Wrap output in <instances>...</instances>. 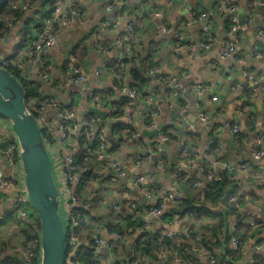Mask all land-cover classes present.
<instances>
[{"label":"crops","instance_id":"obj_1","mask_svg":"<svg viewBox=\"0 0 264 264\" xmlns=\"http://www.w3.org/2000/svg\"><path fill=\"white\" fill-rule=\"evenodd\" d=\"M110 1L85 0L84 4L89 19L87 20L88 25L84 29H90L91 27L102 29L101 36L104 42L108 43L121 35L130 22L139 18L142 21L140 34H143L148 42L146 44L145 60L153 61L160 66L166 78L178 79L181 82V87L175 93L166 90L156 80H153V82L149 80L143 87L142 91L146 96L138 97L132 108V114L137 121V139L130 140L129 143L126 142L124 148L120 151L121 159L131 168L129 177L126 180H115L113 178L110 182L106 181L104 185L109 184V187L118 191L116 198L117 196L121 198L120 201H123V204L130 201L140 203L143 198L141 188L139 189L134 184L137 175L135 170L136 157L142 153L146 154V152L152 155L158 154L153 149V143L158 140L159 135L173 137L171 142L155 144L162 147L161 154L162 157L166 158V162H160L159 170V167H155L159 159L152 160L148 158L143 162V168L140 170V173L144 172L143 175L153 178L159 184L158 195L160 196L158 197H163L170 191H177L184 196H189L193 192L190 182L194 178L189 179L188 176L179 180L177 178L180 172L178 167L179 164L187 162L191 158L199 164L205 160H212L213 157L208 143V138L211 135L218 136L219 142L225 150V163L220 166L222 170H225V167H230L229 170H231L250 161L252 163L251 158L246 157V155L252 151L251 138L253 135L255 141L262 137V146L264 147V94L260 91L258 83L248 80L245 73L258 75V82L264 84V38H259V29H264L263 0L262 4L259 3V0H121L119 4ZM233 5H237L239 8L236 15L241 32L235 43L236 52L243 60L241 62H237L234 58L223 59L220 55L222 48L226 46L229 39L228 22L225 15H229L231 12L226 10V12H223L224 15H220L218 9L219 7ZM202 11L209 12L215 21L213 34L216 36V42L208 52L201 51L199 48L201 36L203 35L200 23H194L192 27L185 28L183 31L178 27L180 21H186L189 16ZM117 14L121 15V22L117 25V28H104L105 23ZM156 14H160L161 17H157ZM27 17L30 18L29 15ZM162 24L168 25L170 33L161 31ZM26 25V23L9 25L7 33L0 42V56L12 57L13 52L19 48V37L22 30L27 27ZM102 26L103 28H101ZM178 31L183 36V39L181 37L179 42H177ZM85 35L82 34L80 37ZM221 37H223L222 41H220ZM128 42L130 47L133 45L134 48L138 46L137 42L132 39H129ZM182 42L194 47L195 52L191 53L186 48L178 50L182 46ZM255 46L262 49L263 57L261 59H253L251 55ZM85 47L87 50L81 58L74 55L79 54V51H75V49L72 51L75 57L74 66L83 72L92 73L97 68L107 69V64L116 59L114 53L97 52L92 43H88V46ZM66 48L68 47L65 45H58L44 54L43 59L54 64V81L47 87L48 90H51L59 84L63 99L70 102L74 101V104L76 101L79 115H81L82 111L91 108L92 105L87 100V96L81 94L83 87L68 79V70H66L64 58L71 53L72 49L70 48L66 52ZM108 73L109 71L104 72L101 78L90 76L86 88L93 90L115 89L114 81ZM260 78L262 79L260 80ZM130 85L131 83L128 81L127 87L130 88ZM194 86L197 88L193 89ZM201 88L205 89L204 94L200 93ZM113 91V99L121 96L120 91ZM215 95L219 100L212 102L211 97ZM199 100L204 101L202 111L205 119L200 117L201 112L197 107ZM154 106L160 109V115L157 124L151 128L146 122L149 111ZM128 109L129 106L124 111L126 112ZM41 121L44 131L51 137L49 140L55 145L51 157L53 160L55 159L54 163L56 165L62 164L60 159H63L67 152L57 142L58 119L56 113L53 111L47 112L41 118ZM226 121L240 123L241 131L244 134L240 138V142H237L238 137L233 138L230 131L223 127ZM118 122L126 128L127 122L125 119L118 120ZM183 123L189 124L192 128L184 127ZM8 125V121L0 116V136L6 134ZM125 131L123 130V132ZM145 131H158V135L148 137L144 134ZM119 141L120 137H117V145ZM185 145L191 147V149H186ZM228 157L231 159L229 162L227 161ZM254 166L260 172H263L264 158L255 162ZM0 167L5 173H9L1 155ZM236 175L238 176L235 179L238 180L242 195L241 211L245 215L249 212L259 217L264 215V181L256 180L250 174ZM144 187L143 185L142 188ZM110 195L111 197L114 196V191L110 192ZM0 198L2 199L0 204V241L5 247L4 252L0 255V261H2L10 257L8 248L14 246V244H19L24 236L20 230L21 226L16 224L15 192L0 190ZM138 218L144 222L149 219L151 222L150 232L159 231L160 224H165L162 216L145 217L139 215ZM105 221L103 219L99 224ZM136 222L138 223L137 219ZM195 222L196 219L193 216L174 219L171 223L173 237H178L188 231ZM210 222L214 223L216 221L210 220L208 224ZM233 222H235V219L232 220ZM92 225H97V222H92ZM104 226L105 224H101L100 229ZM139 227L133 232L137 235L136 240L140 239L142 233V227ZM241 230L243 236L241 254L236 255V259H239L242 263L253 255L262 258L264 255V228L251 230V233H248V227L244 223ZM111 240H113L112 237L108 241ZM229 240L215 247L218 248L215 249L218 261L224 259L225 252L230 249ZM255 247H261V249L256 251Z\"/></svg>","mask_w":264,"mask_h":264},{"label":"built area","instance_id":"obj_2","mask_svg":"<svg viewBox=\"0 0 264 264\" xmlns=\"http://www.w3.org/2000/svg\"><path fill=\"white\" fill-rule=\"evenodd\" d=\"M50 5L53 8V12L49 18H47L39 27L31 26L27 31L21 32L19 37V48L13 52L12 57H3L0 56V67L4 69H8V66L15 65L17 70L20 72L22 77H25L28 80H38L43 85H51L54 81V64L51 62H47L43 59L44 54L49 52L51 49L55 48L58 45H65L66 47L70 46L71 40L70 38L76 32L78 33L82 28H86L88 25L87 20L89 16L86 13L85 0H48ZM148 1V0H146ZM115 3L119 4L121 0H115ZM259 3L262 4V0H259ZM258 3V4H259ZM264 4V0H263ZM33 6L30 3L23 2L20 4V9L24 12H29L32 10ZM238 6L233 5L230 7H219L218 12H222L223 10H228L233 14L232 16V28L229 30V40L226 43V46L221 50V57L223 59L234 58L237 62L243 61L239 54L236 52V43L235 41L239 38L241 29L237 24V15ZM157 17H161L160 14H156ZM121 22V15L117 14L112 16L104 25V28H117V25ZM194 23H200L201 30L203 35L201 36V43L199 48L201 51L208 52L212 49L214 43L216 42V36L213 34L215 28V21L212 18L211 14L202 11L199 13H195L188 17L186 21H180L178 23V27L181 31L185 28L192 27ZM10 23L4 28V30L0 31V42L3 40L7 30L9 29ZM142 27V21L139 18L134 19L127 26L125 31L118 35L112 42L105 43L104 39L100 33H93L92 38V46L97 52L111 54L114 53L116 55L115 62H123L125 59H131L134 56V53L130 47L128 42L129 39L136 41L138 45H142L145 42V37L143 34H140V29ZM178 29V28H177ZM102 31V29H101ZM161 31L163 33H170L168 29V25H163L161 27ZM177 31V30H176ZM178 40L183 39V36L180 31H178ZM259 38H264V29H259ZM182 46L179 47L178 50L186 48L187 51L191 53L195 52L194 47L190 45H186L182 42ZM253 59H261L263 57L262 49L258 46H255L252 49L251 53ZM75 57L73 52L67 54L64 58V63L66 70H68V79L72 81L82 88L81 94H85L87 96V100L91 103L92 107L105 111L106 119L113 123L116 121L125 119L129 128L134 129V131L130 134L129 130L126 132L130 135V140L137 139V121L134 119L132 114V108L134 106L135 100L138 99L139 93L135 90H131L129 87L124 89H120L121 96L117 99H111V96L105 91L108 89H88L86 85L90 79V76L95 78H101L104 72L109 71V75L111 76L114 83L116 81H120L123 79L125 72V65L122 64L119 70L113 71L111 68V63L107 64V69L97 68L92 73H88L87 71L83 72L77 67L74 66ZM148 71L155 78V80L165 87L166 90L173 91L177 93L178 89L181 87V82L178 79H168L165 77L163 69L158 65H149ZM245 77L250 81H256L258 83V87L260 91L264 94V84L258 82V75L245 73ZM262 78H260L261 80ZM56 89L55 87H53ZM197 87L194 86L193 89ZM105 90V91H104ZM46 92V91H45ZM200 93L204 94L205 89L201 88ZM124 96V97H123ZM128 98L129 102H125V99ZM218 97L212 96L211 101L217 102ZM204 105V101L199 100L197 103V107L201 112V119H205V115L202 111V107ZM31 108L27 104V107L31 113L32 111H36L35 113L39 115L37 118L40 122L41 118L46 115L47 112L53 111L56 113L58 124H57V142L58 145L62 148H65L67 152L62 161V164L56 165L55 174L57 177V181L60 186L63 208L66 214V223L69 228L72 230L70 236L67 235V257L66 264H82L77 261V252L79 250V245L81 244L80 236L75 232L76 227H78V220L75 215L74 208L79 205L81 201V193L79 192V188L81 186H90V180H84L83 176L86 171H90V175L92 178L102 177L105 174L114 172L116 178L115 180H126L129 177L130 169L127 164L123 162L120 156V151L124 148L126 142H119L113 146L110 142L111 138L115 140L117 137H113L110 134V130L106 125L100 120V118L95 114L88 115H79V110L77 108V104L75 101L70 102L63 99V94L59 91L55 92L50 90V92H46L43 94L41 100H34L31 103ZM129 106V109L125 112L124 109ZM189 106V105H188ZM122 109L124 115L120 116L119 111ZM160 115V109H157L156 106L152 107L149 111L147 122L148 125L153 128L157 122ZM120 116V117H119ZM9 123V122H8ZM42 124V123H41ZM184 127H189V124L183 123ZM43 127V126H42ZM225 129L230 131L231 135L237 134L240 130H242L241 125L237 121H226L223 124ZM44 130V128H43ZM45 132V131H44ZM95 134L96 136V146L94 148H89V142L84 143L85 141L90 140V135ZM47 138V137H46ZM173 139L172 136L159 135L158 140L153 143V149H155L158 154L152 155L149 152L142 153L136 157L135 170L137 173L143 168V162L145 160L152 159L153 156H158L162 152V147L160 145L155 144H164L167 142H171ZM260 137L257 141H254L252 144V161L258 162L264 158V147L263 141ZM127 141V143H129ZM209 146L215 143V137L212 135L208 138ZM48 147L50 148L51 155L53 153V149L55 145L51 143L49 139H47ZM84 146L87 149V153L92 157V161L94 165L90 167L88 170L83 169L81 165L77 163L75 160V156L79 151L81 146ZM155 146V147H154ZM217 153H221L220 149L216 150ZM0 154L4 159L6 166L8 167L9 173H5V171L0 167V190L3 191H13L16 194L15 198V219L16 224H23L25 221L39 222L37 213L34 211L31 203L29 201L25 183H24V174L21 165L20 158V147L17 141V138L14 136L11 131L10 123L7 126L6 134L0 136ZM163 162V160H160ZM55 160V159H54ZM53 160V162H54ZM224 163L214 162L212 164V171L208 174L207 180H212L214 178L220 180V177L217 176L219 172V166ZM180 172L188 171L190 169H198V171H203V168L197 163L195 160H187V162H182L179 164ZM227 171L230 167H225ZM232 171L235 174H250L256 180L264 181V171L260 172L254 164L248 162L240 164L237 168H232ZM155 182V180L151 177L145 175H136L134 179V184L139 189L141 188L142 195L145 198L147 203H151L156 197L154 194L148 190L146 186L148 183ZM94 183H92L93 185ZM202 186L201 182H197L194 185V189L200 188ZM120 193V191H119ZM118 195V191H117ZM168 197L166 198V202L163 203L159 208H154L149 212H140V203H135L134 201L121 203V198L117 196V200L113 203V208L118 210L122 207H128L129 211L135 215L134 220L138 221L139 215H143L145 217L156 216L161 217L164 214L165 208L168 206V203H175L176 201L181 200L183 197L182 194H179L177 191H170L167 193ZM123 199V198H122ZM231 210L240 209L241 204L237 196L231 197ZM2 203V199L0 198V204ZM246 218L249 220L250 229L256 230L261 227L264 228V215L256 216L252 213H247ZM195 224L193 225L194 229L189 228L188 231H185L180 237H185V240L192 244V253L196 254L198 258H200L204 262H209L210 264H221L218 261V258L214 256L212 249L209 246H205L199 243L200 234H201V225H203L204 220L201 218H197ZM147 219L145 222L142 221V233L151 231V222ZM205 223V222H204ZM160 231L164 232L166 237L170 238L173 236L171 231L172 224H160ZM232 236L229 241L230 249L229 254L225 253V261L230 262V264H264V255L262 258H258V256L253 255L248 258L245 262H240L239 259H236V255L241 254V245H242V235L238 232V224H234L231 228ZM40 233V231H39ZM251 233V232H250ZM113 238L116 243H122L125 240V236L121 235V233L116 232L110 234L108 230L104 227L102 229H96L94 233V247L99 252H108L110 249L109 239ZM224 239L221 240L223 242ZM216 238L211 237V243H215ZM2 242L0 241V247ZM40 244V234L39 238L33 241V246L24 243V246H12L9 247L10 255H20L21 261L25 264H37V261L40 259L39 250L36 251L34 247L39 248ZM211 246V245H210ZM256 251L260 250L261 247H255ZM116 259V258H115ZM175 264H180V258H174ZM100 264H113L115 261L113 256L109 254L107 258H100ZM223 261V259H222ZM0 264H11L10 260L3 261ZM181 264H194L191 259L184 260Z\"/></svg>","mask_w":264,"mask_h":264},{"label":"trees","instance_id":"obj_3","mask_svg":"<svg viewBox=\"0 0 264 264\" xmlns=\"http://www.w3.org/2000/svg\"><path fill=\"white\" fill-rule=\"evenodd\" d=\"M23 2L32 4V10L34 11L30 10L29 12H24L23 10H21L20 4ZM110 2L115 3L114 0H111ZM52 12L53 8L48 0H0V31L4 30L8 23L14 25H17L19 23H26L27 27H25L22 32L27 31L31 26L39 27L47 18L51 16ZM223 12H226V10H223L219 14L224 15L225 13ZM27 15H29L30 18H28ZM225 16H227V27L230 30L232 28V16L231 14H227ZM101 28H103V26ZM80 31L84 32L82 34H86L85 39L82 40V42L84 41L86 43L83 44L80 41L79 43L70 47L72 49L71 51H74V49L75 51H79V54H74L79 58H81L85 54V51L87 50L85 46H88V43H92V34L94 32L100 33L101 29H98V27H91L90 29L82 28V30ZM87 34H89L90 38L86 41ZM146 44H148V42L145 40L142 45L137 44L138 46H135V48L134 45L131 46V49L134 53V56L131 59H125L121 63L114 61L111 64V68L113 71L119 70L122 64H124L126 67L123 79L114 83L115 89H111L108 91L104 90L109 94V96H111V99L114 93L113 90L119 91L120 89L126 88L128 81L131 83L130 88L139 93V96H146L144 91H142L143 87L149 82V80L150 82H153V80H155V78L148 71V69L150 68L149 65H156L153 61L145 60L147 50ZM8 70L22 83L23 87L25 88L27 104L30 108L32 101L41 100L44 93H46L47 91L50 92V90H48V87L40 83L38 80H28L25 77H22L15 65L8 66ZM54 87H56L57 89L52 88V91L61 92L59 84L55 85ZM129 101L130 100H128V98L125 99V102ZM32 112L36 118L39 117L38 113H35L36 111ZM119 114L120 116L124 115L122 109L119 111ZM117 122L112 127V129H110L111 136L115 138L120 137V143L122 141L129 142V133L131 134L134 129L129 128L128 125H126V128H124V125L122 123ZM148 123L149 121L146 122L147 125ZM123 130H129V133L126 132L125 134H123ZM44 134L47 139H51V137L46 132H44ZM243 135L244 134L240 130L237 134L233 135V138L238 137L237 142H240L239 140H241L240 138L243 137ZM212 136L215 137V143L209 146V149L211 151L210 153L213 159L205 160L200 163L203 171H198V169H190L188 171L179 172L177 176L179 180L188 176L189 179L194 178L191 179L190 182L193 188V192L189 196L182 195L183 197L181 198V200L176 201L175 203H168V206L165 208L162 218L163 222L167 224L172 223L174 219L185 218V216H195L199 219L202 218L205 223L203 222V225H201L199 243L205 246H209L212 249L214 256L216 257L217 254L215 252V247L222 244V239H224L223 243L228 241L229 238L231 239V228L234 224H238V232L240 233L242 232L241 226L244 223H246L248 227V233L251 232V227L249 224V220L245 217V213H243L240 209L231 210V203L229 200L231 197L237 196L241 204L242 195L239 188L240 186L238 184V180L235 179L238 175L230 170L224 172V170H222L219 166V172L217 176L220 177V180L216 178L207 180V176L212 171V164L214 162L225 163V150H223L219 142L220 139L216 135ZM95 138L96 136L93 133L92 135H90V140L85 141L84 143L89 142V148H94L97 144ZM217 149H220L221 153H217ZM159 158H161L160 160L166 162L165 157L161 156ZM192 159L193 158L189 160ZM75 160L79 165L82 166L83 169L86 170L94 165L92 157L88 155L87 149H85L83 145L79 148V151L75 156ZM252 164H255V161H253ZM155 167H159V161L157 162V165ZM90 173V171H86L83 176L84 180H90V186H81L79 188L82 202L74 208L75 215L78 220V227H76L75 232L80 236L81 240V244L79 245V250L77 252V261L82 264H100V258H107L110 254V256L112 255L115 260L112 262L113 264H175L173 260L174 258H180L182 260L181 263H183L186 259H191L194 264L195 262H198L196 264H200V261L201 264H210L207 261L202 262V260L198 258L196 254L192 253L193 245L187 242V240H185V237L183 238L180 236H172L168 238L165 236V234H163V230H159L155 232L152 231L141 233L140 239L136 240L135 238L137 235L133 232L140 227L134 220L135 215L129 211L128 207L125 206L124 208L115 210L113 208V205H111V208L107 209V203L105 202V199H100L97 197L101 193L104 183L106 181L110 182L113 178H116L114 172L111 171L110 173L105 174L102 177L96 178H92ZM143 174L145 173H137V175L139 176ZM197 182H201L202 186L200 188L194 189V185ZM92 183L94 184L92 185ZM99 184L102 185L101 189H98ZM145 187H148V190H150L155 197L160 196L158 195L159 184L157 182L148 183ZM107 188L108 187L106 186L105 193L107 197L110 198V192L113 191L110 188ZM167 197L168 195H165L163 197H159L158 199H154L151 203H147L143 196L139 204L140 212H149L154 208H159L161 205H163L164 202H166ZM61 214L66 226V233L69 237L72 230L66 223L67 220L64 208ZM103 219L106 221L101 224H105L104 227L110 234L119 232L121 233V235L126 237L124 242L122 243H116L114 239V241L111 240L109 242L110 249L108 252H99L94 247V231L97 228H100L101 224L99 223L103 221ZM233 219H235V222L232 223ZM210 220H214L216 222H210L208 224ZM92 222H97V225H92ZM19 226H21L20 230L24 237H22V240L19 244H14V246L22 247L26 242L32 245L33 241L39 238V222H35V224H33L32 222L25 221L23 224H19ZM95 226L97 227L94 228ZM191 229H194V227L192 226ZM211 237L216 238L215 243H211ZM4 248L5 247L3 245L0 247V255L4 252ZM34 249L36 251L39 250L40 252V248L34 247ZM225 253L229 254V250ZM224 259L223 261H220L221 264H230V262H226ZM6 260H10L12 264H25L21 261V256L18 254H16L15 256L10 255V257H8L7 259L0 261V263ZM39 261L40 259L37 261V264H39Z\"/></svg>","mask_w":264,"mask_h":264},{"label":"water","instance_id":"obj_4","mask_svg":"<svg viewBox=\"0 0 264 264\" xmlns=\"http://www.w3.org/2000/svg\"><path fill=\"white\" fill-rule=\"evenodd\" d=\"M222 40L223 37L220 38V41ZM88 114L97 115L109 130L115 125L106 119L105 111L91 107L81 112V115ZM0 116L10 123L11 131L19 143L27 195L40 224L39 264H66L67 233L61 214L63 201L47 138L41 122L27 107L26 92L22 83L8 69L2 67ZM144 134L153 137L158 135V131H145ZM251 140L254 143V135ZM110 142L113 146L117 144L114 138H111ZM184 147L191 149L187 145ZM161 156L162 154L153 156V160ZM246 157L252 158L251 152H248ZM229 160L231 159L228 157L227 161ZM101 186L99 184L98 189H101ZM116 194L117 191H114V196L107 201V209L117 200ZM121 203L123 204V201ZM141 224L142 220L138 218V225Z\"/></svg>","mask_w":264,"mask_h":264},{"label":"rangeland","instance_id":"obj_5","mask_svg":"<svg viewBox=\"0 0 264 264\" xmlns=\"http://www.w3.org/2000/svg\"><path fill=\"white\" fill-rule=\"evenodd\" d=\"M86 32V31H85ZM82 33H84V32H81V33H75V34H73L72 35V39H70V38H68L67 37V39H69V40H71V43H70V46L68 47V48H66V52H67V50L70 48V47H72V45H75V44H77V43H79L80 41L82 42V40L83 39H85V36H83V37H80L81 35H82ZM90 37H89V34H87V37H86V41L89 39ZM83 44H85L86 42H82ZM251 149H252V146H251ZM113 180V179H112ZM106 186L108 187L107 189H111V190H113L111 187H109V184H105L104 186H103V188H102V190H101V193L98 195V198H100V199H105V202H107L109 199L107 198V195H106V193H105V191H106ZM113 191H115V190H113Z\"/></svg>","mask_w":264,"mask_h":264}]
</instances>
